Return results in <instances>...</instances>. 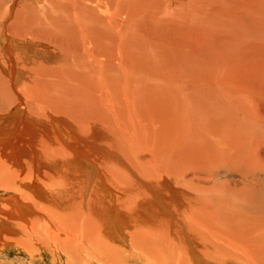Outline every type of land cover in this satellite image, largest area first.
<instances>
[{
  "label": "bare ground",
  "instance_id": "obj_1",
  "mask_svg": "<svg viewBox=\"0 0 264 264\" xmlns=\"http://www.w3.org/2000/svg\"><path fill=\"white\" fill-rule=\"evenodd\" d=\"M17 1L18 0H13L11 5H8L9 12L8 14L3 13L6 15L3 16L0 21V87L3 86L2 90H0V97L4 98L10 95L9 103H14L13 107L11 109L9 108L8 111L5 108H0V172L5 175L3 179L6 180L7 187L12 189L11 193L8 194V198H5L3 201V203L6 204H3V208H0V248H7V250L11 248L12 244L8 242L7 237L6 239L4 238V235L10 236L11 233H16L20 230L23 231V227L32 228V231L35 232L33 233L30 231L32 236H37L38 239L41 238L40 232L41 230L44 231L45 227L47 228V223L49 222H45L47 226L43 225V229L39 231L40 219L35 218L34 213H37L41 218L46 216L48 218L47 211L49 210L47 209H50V206L47 209L45 208V206L47 207L48 205H51V207H53L52 210L55 211L54 204L56 202L53 206L51 203L45 205L47 204L45 202L48 199L47 197L50 199V196L55 194L56 191L59 190V187H63V185L66 184L67 179H62L63 177L57 172L58 170L55 171L57 173V177H55L51 172L56 167L51 168L48 165L53 166L51 160H55L57 156L61 157L62 155L65 161L63 159L59 161H64V163L69 162V164L72 163L71 165L75 164L76 166L80 164L84 169L87 168L88 172L90 171L91 176L94 178V180L92 179L93 187L90 188L92 190L94 189L96 196H98L102 204V211H100V216L98 218L100 219L99 228L104 224L101 229H104V233L108 235L107 237H110L117 243L120 242L123 238L122 236H125L123 234L124 230L127 228L131 231L129 221L126 219V214L133 208H128L126 205L127 202L124 195L127 194V192L124 194L125 189H123L124 184L122 181V170L125 167L124 165H126L125 168H130V170H132L133 167L128 166V155L125 152L128 148V150H131L132 154L131 152L127 153L135 159L134 166H136L137 170L141 171V174L138 175L140 176L139 180L136 181V178L134 179V182H137H135L136 184L141 183L136 187L139 188V186H143V188H141V193L145 195L149 194L152 197L151 203H155V205H151L152 208H147V211L150 210L151 214L158 216L157 218H159V215L163 216L166 212L172 213V218L178 221L176 224L181 225V229L179 225L177 226L179 227L178 230L180 229L177 233V230H172L178 235L176 239L172 236L173 240L170 237L166 238V234H164L165 238H162L161 243L166 242L163 246L165 251L168 250L173 252V255L174 252L177 251L180 256H184L183 261L186 260L184 262L188 264H204L205 261L209 264H220L218 259V257H220L219 255L221 253H224L225 256L227 255L226 252H222L220 247L225 246L228 251H232V253L235 254L234 256L238 255L239 258H243L247 264H264V229L259 230L260 225L256 220L257 218H253L249 215V211H251L258 216L257 212H254L255 209L251 208V203L252 205H256L254 202L258 204L263 202L264 194L260 193L261 189L256 187L253 188L252 192H249L245 190L247 189L245 186H241L242 190H244L243 193H240V191H242L240 189L234 190V188H229L230 186L227 188L225 185L221 186V183L219 184L221 181H219L220 175H223L222 170L226 169V167H234L237 169V166L240 165L238 161L240 158L238 159L236 155L232 156L228 153L235 152L236 150L233 151L235 146L233 147L231 143L226 141H221L219 136H217V138L219 137L220 141L217 140V142L213 144V148L212 143H210L211 147H209L210 144H208L209 142L207 141L209 136L206 135H209L211 130L207 133L208 128L207 130L203 128L210 127L212 124L210 123V119H213L215 116L207 117V114V116H203V120L205 121L201 122V120L199 121L198 117H196L198 114H191L192 111L191 108H189L190 106L176 108L167 105L168 103H164L165 106L162 104L158 106V104L155 103L156 100L154 95L147 92L145 93L146 90L138 86L131 88L130 95L132 98H130L128 105L125 106L128 112L132 114L130 115L136 120L131 121V119H129L131 129L125 134L123 133V128L126 126H123L122 123L124 121L116 120V124H114L115 122L110 119V114L112 112L107 103L108 100H111L110 97V99L107 100L111 90L107 85V81H109L108 76L112 70L110 69L112 68L110 64L114 62L115 59L117 61L120 59L121 63L127 62L124 58L126 56H123L122 46L126 39H128L127 35L129 31L134 29L133 31H136V33L144 32L140 38L143 37L144 40H147V43L152 46L153 50L156 53L159 52L158 54L160 55L162 51L157 52L156 48L158 39L155 38L152 42L150 38H147L149 35H146L145 30L148 29V27H155L157 29V27L163 26L172 27L184 25L186 23L199 25L204 21L215 22L222 20L221 18L216 20L213 16V10H218L216 2L219 0H27L25 4L21 5L23 10L20 9L19 11L17 8L18 12H16L14 7H17V5H15L19 2ZM2 2L1 3L4 4V0ZM220 2L228 6V9L229 7L233 8L235 6L242 7V14L239 11L242 17L245 16L244 13H247V17L250 16L248 17L249 20L254 19L255 27L264 29V14L260 13L263 9L262 6H264V0H258L257 9L255 8L256 13L254 12V7H251V0L247 1V6H244L241 3L242 1L237 3V0H220ZM235 3L239 5L242 4L243 6L234 5ZM44 5L48 6L50 9ZM228 9H226V12ZM22 11L24 12L22 13ZM220 11H218V13ZM215 13H217V11H215ZM232 15H234V18L230 16L229 19L231 20L229 24L232 25H230V31L233 36L238 33L237 38L240 41L241 37H245L241 35L239 21L244 24L245 20L239 18L237 13ZM235 17H237L239 21H235ZM225 18L227 17L225 16L222 22ZM246 29L248 30V28ZM254 32L251 34H254ZM254 35L256 36L257 32ZM261 36L260 34V39ZM246 39L247 38H245V40ZM255 39L257 40L258 38L256 37ZM231 40L232 43L235 42V40L234 42L233 39ZM29 41H32L30 45H33V41L39 43L34 44L40 46L39 54L44 59L43 61H37L39 60L37 59L39 56L33 58V55L36 56L37 54L29 49ZM261 43L264 44L262 39ZM261 43H259L260 45L257 49H263L264 46H262ZM243 44L244 43H241L240 46ZM246 44L248 45V43L245 42V45L242 47L246 46ZM254 45L252 48L257 47ZM234 47L235 49H239L237 46ZM35 48H32V50L36 51L34 50ZM245 49L247 50V48ZM38 52L39 51H37V53ZM151 52L152 53L146 54L139 59L138 63H140V65L144 64L145 67L148 68V71L156 72L158 69L147 65L149 61L158 62V60H156L158 58L157 54L153 51ZM251 52L253 53V49ZM231 53L232 52H230V54ZM262 53L264 55V49L261 51V54ZM58 56H60V58L56 63L55 61H51V59H58ZM173 56L176 55L173 54ZM235 58H239L238 54L235 55ZM35 59L37 60L35 61ZM262 59L264 60L263 57ZM73 61H82V64H89L91 70L88 71L84 68L89 74L86 75L85 72H79L77 68L71 69L70 65ZM131 62L133 63V60ZM244 64L247 66V63L244 62ZM179 66L181 65L177 67ZM225 66L223 65L224 68ZM128 68L127 66V69ZM171 68L176 69L174 65ZM179 68L181 70L183 68L184 71L195 70V67L191 68L190 66H185V68L182 66ZM121 71L122 70H120V72ZM153 75L155 74L153 73ZM110 76L112 75L110 74ZM223 76L225 77V75ZM114 77L117 78V76ZM91 78L94 82L93 85H95L93 88L91 86ZM19 80H21V83H19ZM133 85L131 87H134ZM10 87H12V89L9 90ZM121 93H123V91ZM11 94L13 97H11ZM126 94L127 93H125V95ZM145 97L149 99L154 98V102L143 101L146 105L141 106L139 104L140 100L137 98L143 99ZM1 105L5 106L4 101H2ZM116 110L117 108L112 111L114 112ZM181 111L185 114L183 115ZM217 117L220 118L219 116ZM135 125L136 127H134ZM133 127L135 131L132 129ZM225 144H227V146L222 148V145ZM211 148L214 154H210ZM215 152L217 154H221L220 152H222L227 157H232V160L226 158L233 166H229L225 161L224 164L222 161H216L217 156L215 155L217 154ZM209 154L210 156H215V158L213 156L215 161L211 157L209 158ZM45 156L47 159L44 158ZM123 157H127V159ZM217 158L219 159V157ZM124 159L126 160L124 161ZM208 159H212V162ZM79 160L88 161L90 166ZM215 162H219L220 164ZM243 163L248 162H241V164ZM207 166H210L209 171H206ZM252 167H250V169H252ZM69 168L72 169L71 167ZM70 169H68V172ZM261 169L262 168H257L253 170L251 174L254 173V175H257L258 172L262 174ZM240 171L244 172L243 170ZM59 172L62 173L61 171ZM192 173L195 177L189 179L188 176ZM201 175H207L209 178L207 179V176L201 177ZM85 178L86 180L89 179V177ZM126 179L123 180L127 181ZM43 180L49 181V184L45 185ZM90 183L89 181V184ZM86 185L88 186V183ZM89 186H91V184ZM24 189L32 192L30 196V199L31 197L32 199L29 204L23 201L19 194ZM60 190L59 192H62ZM5 195H7V193L1 195V198H4ZM28 195H30V193ZM139 196L142 195L139 194L138 197ZM230 198H232V200ZM142 199H144V201L142 200L144 203L142 207L146 208V204H148L146 198L143 196ZM228 199H230V202ZM148 202H150V200ZM43 204L45 206H43ZM40 205L45 209L43 208L41 210ZM136 205L140 207L139 204ZM255 207L253 206V208ZM256 210L262 209L259 208ZM42 211L45 212L43 214L44 217L41 215ZM64 211H66V209H64ZM46 213L47 215L45 216ZM62 214L64 215V213ZM263 215L264 212L260 217H263ZM142 217L144 218V216ZM143 218L142 220H144ZM169 219L171 218L169 217ZM48 220L49 219H47V221ZM130 222L131 224L133 223L132 221ZM174 223L175 222H173V224ZM262 223H264V219L261 224ZM173 224L169 226L173 227ZM262 226L264 225L262 224ZM251 228L253 229L252 232H255V234L247 237V230L250 229L251 231ZM144 229L145 228H143V230ZM260 231L261 233L263 232L261 234L262 237L259 234ZM233 232L237 237H240L243 243L239 242L236 245L232 242L225 241L226 239H224V241L220 239L222 235L230 236ZM246 239L249 244L246 242ZM169 240L170 244L174 246V251L172 250L173 248H170L171 245H167ZM113 243L114 242H111V244ZM208 243L211 246H206ZM199 248H204V250ZM209 248L212 250H208ZM197 249H199L198 253ZM176 256L178 255L175 254V257ZM178 259L180 260L181 258ZM181 261L182 259L180 262Z\"/></svg>",
  "mask_w": 264,
  "mask_h": 264
},
{
  "label": "rangeland",
  "instance_id": "obj_2",
  "mask_svg": "<svg viewBox=\"0 0 264 264\" xmlns=\"http://www.w3.org/2000/svg\"><path fill=\"white\" fill-rule=\"evenodd\" d=\"M2 1L3 0H1V2ZM18 1H17L18 3L16 2L17 4H15V5H17V7H14L16 12H18L17 11L18 9H19V11H20V9L23 10L21 5L25 4V2H27V0H23V1L18 0ZM225 1H227V0H225ZM239 1L240 2L242 1L241 3L244 6H247L246 4H247L248 0H239ZM239 1L237 0V3H239ZM11 2H13V0H6V1L4 0L5 6H4V4H2L3 2L0 4V9H1L0 10V12H1L0 21L2 20L3 16L8 14V12H9L8 5L10 6ZM251 2H252L251 7H254V12H255L256 11L255 8L257 9V6H258V0H251ZM237 3H235L234 5H236ZM223 4L224 3H221L220 0L216 2V6L218 5L217 6L218 10H213V12H214L213 16L215 17L216 20H218L219 18H221L223 20V18L226 16L227 18L224 19L225 22L224 21L222 22V20H218L215 22L204 21L202 23L203 25L202 24L198 25V24L186 23L184 25H176V26H172V27H170V26L157 27V29L159 31L155 27H150V28L148 27V29L145 30L146 35H149V36H147V38H150V40L152 42H153V39H155V38L158 39V41L156 43V48H157V52L162 51L160 55L158 54L159 52L156 53L153 50L152 46L149 43H147L148 42L147 40H144L143 37L140 38V36L144 32L143 33H136V31H133L134 29H132L131 31L128 32V35H127L128 39H126V41L123 44V46L124 45L125 46L124 47L122 46V50H123V54H124L123 56H126L124 58L126 59L125 61H127V62L121 63L120 59H119V61H117L115 59L114 62H111V64H110L112 67V68H110V69H112L110 71V74L112 76H110V74H109V76H108L109 81H107V85H108L109 89H111L109 96L107 98V100L110 98H111V100L110 101L108 100L107 103L109 105V109L111 108V112L113 113V115H112V113L110 114L111 115L110 119L115 122V123L113 122L114 124H116V120L124 121V122H122L123 126H126L127 129H126V127L123 128V130H124L123 133L127 134L128 130L131 129L129 119H131V121H136V120L133 116H131L132 114L128 112V109L125 106L128 105L130 98H132L130 95L131 88H135L138 86H139V88L142 87L143 89H145L146 90L145 93L147 92V93H151L152 95H154L155 100H156L155 103H157L158 106H161V104L164 105V103L165 104L168 103L167 105L174 106L176 108H182L183 106H188V107L190 106L189 108H191V111H192L191 114H193V113H194V115L198 114V115H196V117H198V120L199 121L201 120V122L205 121V120H203V116H207V114H208L207 117L215 116L213 119H210V123H212L210 125V127H206V128L202 127L203 129H206V130L208 128L207 133L211 130L209 132V135H206V136H209L207 138V141L209 142L208 144L212 143V148H213V144L216 143L217 140L220 141V139H221V141H226L228 143H231L233 147L235 146L233 148V151H235V150L240 151V152L235 151L233 153L228 152V153H230V155H232V156L236 155V157L238 159L240 158V160H238L240 163V165H239L240 167L237 166V169L234 167L233 168L226 167V169H223L222 170L223 175H220L219 181L220 180L221 181L219 182V184L221 183L220 184L221 186L225 185V187H227V188L230 186L229 188H234V190H237V189L242 190L241 186H245V188H247L245 190L249 191V192H252L253 188L256 187V188H260L261 189L260 193L264 194V60L262 59V57L264 58V55H263V53L261 54V51H263L264 47L262 50L257 49L260 45L259 43H261V39L264 41V32H263L264 29L255 27L254 19L249 20L248 17H250V16L247 17V15H246L247 13H244L245 16L242 17V15H241L242 14L241 11L243 10L242 7L240 8V7L235 6L236 8L235 7H233V8L229 7V9H228V6L223 5ZM227 4H229V3H227ZM237 5H239V4H237ZM241 5H239V6H241ZM45 7H48V6H45ZM223 7H225V8H223ZM42 8H44V7H42ZM231 8H232L233 12L231 11ZM262 8L263 9L260 13L264 14V6H262ZM226 9H228L227 12H226ZM234 9H236V10H234ZM222 10H223V12H222ZM215 11H217V13H215ZM218 11H220V12L218 13ZM239 11L241 14L239 13ZM23 12L24 11H22V13ZM251 12H253V11H251ZM3 13H6V14H3ZM234 13L235 14L237 13V15H239L238 16L239 18H243L245 20V23L247 22L246 24L245 23L243 24L242 22H240L237 19V17H235V21L238 20L240 23L239 28L241 30V35H243L245 38H247L246 39L247 41L245 40V38H242V37L239 41V39L237 38L238 33L235 36H233L231 31H230L231 30L230 27L232 25L229 24L231 22V20H229V19H230V16H233L232 18H234V15H232ZM216 15H217V17H216ZM234 28H236V27H234ZM239 28H237V29H239ZM246 28H248V30ZM252 28L255 30V32ZM0 29H1V22H0ZM149 31H150V34H149ZM253 32H254V34H256V32H257V35L255 36L254 34H251ZM249 34H251V35H249ZM260 34L262 35L261 39L259 37ZM256 37L258 38L257 40H260V41H257L255 39ZM236 38L238 39V41ZM231 39H233V42L235 40V42L232 43ZM29 42L30 43H28V46L31 47V48L29 47V49L32 52H35L37 54L36 56L33 55V58H37L39 56V58H37L39 60L35 59V61L36 60L37 61H41V60L43 61L44 59L39 54L40 53V46L39 45L37 46L36 44H34V43H37L35 41H33V45H30V44H32V41H29ZM236 42H239V43H236ZM245 42L248 43V45L246 44V46H244L245 48H247V50L244 47H242L243 45H245ZM241 43H244V44L242 46H240ZM37 44H39V43H37ZM253 45L256 48H252ZM261 45L264 46V44H262V43H261ZM234 46H237V48L239 46L240 47H239V49H235ZM32 48H35L34 50H36V51H33ZM252 49H253V53L251 52ZM254 49H255V52H254ZM240 50L242 51V53ZM37 51H39V52L37 53ZM140 51H141V53H140ZM151 51H153L157 54L158 58L156 60H158V62L157 61H155V62L149 61V62H147L148 64L147 63L146 64L155 68V69H158V71H156V72L155 71H148L147 70L148 68H146L144 64L141 63L142 65H140V63H138L139 59L144 57V55H146V54L152 53ZM230 52H232V53L230 54ZM234 52L236 54H238L239 58L240 57H242V58L236 59L237 57L235 58L236 54ZM244 52H246V53H244ZM228 53H229V55H228ZM173 54L176 56H173ZM170 55H172V56H170ZM261 55H262V57H261ZM221 56H222L223 60L221 59ZM131 57H133V58H131ZM59 58H60V56H58V59H51V61H55V63H56L59 60ZM47 59H49V58H47ZM131 59L133 60V63L131 62L132 61ZM142 60H144V59H142ZM222 61H223V63H222ZM244 62L247 63V66L244 64ZM134 63L135 64L138 63V64L135 65ZM173 63H175V64H173ZM224 63H226V64H224ZM161 64H162V66H161ZM132 65H134V66H132ZM173 65L176 67V69L171 68ZM178 65H181L179 67L184 66V68H185V66H190L191 68L195 67V70L184 71L183 68L181 70L179 67H177ZM223 65L224 66L226 65L225 68L223 67ZM127 66L129 67L128 69H127ZM70 67H71V69L77 68V70L79 72H85L86 75H88L89 73L86 70H84V68L87 69L88 71L91 70L90 65L86 64V63L82 64V61H76V62L73 61V62H71ZM134 67H136V68H134ZM138 67H140V68H138ZM120 68H123V69H120ZM116 70H117V72H116ZM120 70H122V71L120 72ZM230 70H232V71H230ZM218 72H220V73H218ZM153 73L155 75H153ZM158 73H160V74H158ZM241 73H244V74H241ZM213 75H215V76H213ZM218 75H220V76H218ZM223 75H225V77ZM114 76H117V78ZM123 76H124V78H123ZM139 76H141V77H139ZM126 79H127V82H126ZM91 80H92V78H91ZM132 82L134 85L132 84ZM19 83H21V80H19ZM93 84H94V82L92 80L91 81L92 88L95 86ZM131 84L134 87H131L132 86ZM135 85H137V86H135ZM2 88H3V86L0 87V90H2ZM10 89H12V87H10L9 90ZM122 91H123V93H121ZM125 93H127V94L125 95ZM242 95H244V96H242ZM95 96H97V95H95ZM11 97H13L12 94H11ZM164 97H166V98H164ZM2 98L3 97H0V106H1L0 108H5L8 111L9 108L11 109L13 107L14 103L13 102L9 103L10 95L4 97L3 98L4 100ZM137 99L140 100L139 104L141 106L146 105L143 101L154 102V100H153L154 98L149 99V98L145 97V98H143L144 100L142 98H137ZM232 100H234V101H232ZM2 101H4L5 106L1 105ZM6 101H7V103H6ZM119 102H121V103H119ZM113 107H114V109H113ZM115 108H117V110L113 112L112 110H115ZM121 108H123V109H121ZM126 109H127V112H126ZM181 113H182V111H181ZM224 113H226V114H224ZM182 114L184 115L185 113L183 112ZM218 114H220V115H218ZM118 116H119V118H118ZM175 116H176V112H175ZM217 116H219L220 118H218ZM122 117H124V118H122ZM224 117H225V119H224ZM234 117H235V119H234ZM114 118H116V119H114ZM214 123H216V124H214ZM196 124H198V123H196ZM136 125L134 127H136ZM134 127L132 128L133 130H134ZM215 132H217V133H215ZM212 135H214V136H212ZM217 136H219L220 139H219V137L217 138ZM222 139H224V140H222ZM231 139H233V140H231ZM225 146H227V144L222 145V148H224ZM209 147H211V144L209 145ZM212 148H211V150L209 149L211 152L210 154H214L212 152ZM213 151H214V149H213ZM125 152L128 155V156L126 155L128 157V162H129L128 166H133L132 170H130V168H125L126 165H124L125 167L122 170V178L124 180L126 178H128V179H126L127 181H124L122 179L123 184L125 185V186L123 185V189H125L124 194L127 192V194L124 195L126 197V202H127L126 205L128 208L133 207L132 210L126 214V219L129 221V226L131 227V231H129L126 228V230H124V232H123V234L125 236H122V237L126 238V239L122 238L121 239L122 242L120 241L117 243L115 240L111 239L110 237H107L108 235L104 233V229H101V228H103L104 224H102V227L99 228L100 227V224H99L100 219H98V218L100 216V211H102V209H101L102 204H101V200H99L98 196H96L94 189L92 190L90 188V187H93L92 179L94 180V178L91 176L90 171L88 172L87 171L88 169L87 168L84 169V167H82L80 164H79V166H76L75 164L71 165L72 163L69 164V162L64 163L65 159H63L64 157L61 154L62 155L61 157L57 156V158H55V160L54 159L51 160V164L53 166H50V165H48V166L51 168L56 167V168H54V170L51 173H53L55 175V177H57V173L55 171L58 170L57 172L60 175H62V177H63V178L62 177L61 178L67 179L68 183L66 181V184L63 185V187H59V190L62 189V190H60L62 192H59V190H57L55 194L50 196V199L46 195V197L48 199L46 200L45 203H47V204H45V205H48L51 203L53 206V204L56 202L54 204L55 211L52 210L53 207H51V205H48L46 207L43 204V206H45L46 209L49 208V206H50V209H47V210H49V211H47L48 212V218L46 216L47 213L45 214L46 217L43 216V214L46 212V210H45V212L42 211V214H41L42 217H44V218H41V216H39L37 213H34L35 218L40 219L39 231H40V229H43L42 228L43 225L47 226V224H48L49 227L48 226H47V228L45 227L44 231L41 230L40 236L42 239L41 238L38 239L37 236H35V237L32 236L30 231L35 233L34 231H32V228H24V227H23V231H21V230L19 231V229H18L19 232L11 233L10 236L4 235V238L6 239V237H7V240L10 244H12V247L8 248V250H7V248L6 249L0 248V264H173V263L174 264H184L185 263L184 261H186V260L183 261V259H184L183 255H181V256H183V257H181L177 251L176 252L178 254L176 252H174V255H173V252H170L168 250L165 251L163 246L166 244V242L161 243L162 238H165L164 234H166V238H168V237L172 238L173 237L174 239H176V236H178V235H176V233L178 231H180L181 225L178 224L180 227V229L178 230L179 227H177L178 225L176 224V222H178V221L176 219L172 218L173 217L172 213L166 212L163 214V216L159 215V218H157L158 216H154L153 214H151L150 210L147 211V208L148 209L152 208L151 205L152 204L155 205V203L154 202L151 203L152 197L149 194L145 195V194L141 193L142 192L141 188H143V186H139V188H137L138 185L141 184V183L136 184L137 183L136 181H138L140 178V176H138V175L141 174V171L136 169V166H134V160L135 159L132 156H130V154H128L131 152V150H128V148H127ZM220 153L221 154H219V153L218 154L221 156H219L216 153L217 155H215V156L219 157V159L216 157V161L217 160L222 161L223 164L225 161L227 164H229V166L230 165L233 166L231 164V162L229 163V160H228V159H231L232 157H229V156L227 157L224 153H222V152H220ZM131 154H132V152H131ZM210 154H209V158L211 157L215 161V159H214L215 156L214 155L210 156ZM237 154L239 155V157ZM240 154H241V156H240ZM58 155H60V154H58ZM224 155H225V157H224ZM213 156H214V158H213ZM127 157H123V158L127 159ZM44 158L47 159L46 156ZM60 159H63L64 161L61 162V161H59ZM126 159H124V161ZM208 160L211 161L210 159H208ZM79 161H82V160H79ZM82 162L87 164L88 166H90V163L88 161H82ZM241 162H248V163L241 164ZM215 163L220 164L219 162H215ZM250 165H252L253 167ZM69 167H71L74 171L72 169H70ZM223 167H224V165H223ZM250 167H252V169H250ZM61 168H62V170H61ZM257 168H262L261 169L262 174H260L259 172L257 175H254V173L251 174L252 171L257 169ZM68 169H70L71 171L69 170V172H68ZM209 169H210V166H207L206 171H209ZM240 170H243L244 172H242ZM59 171H61L62 173H60ZM88 173H90V174H88ZM135 173L137 176L135 175ZM126 175H127V177H126ZM4 176L5 175L2 172H0V200H1L0 201V205H1L0 208H3L2 205L6 204V203H3V201L5 200V198H8V194H10L11 190H12V189H9L7 187V182L5 179H3ZM205 176H207V175H201V177H205ZM85 177H89V179L86 180ZM188 177H189V179H191L192 177H195V175L192 173V174H189ZM208 178L209 177L207 176V179ZM134 179L136 180L135 181L136 183L134 182ZM130 180H132V181H130ZM247 180L250 183L251 182H254V183L250 184ZM7 181L9 182L8 178H7ZM89 181L91 182L90 183L91 186H89L90 185ZM44 182H45V185L49 184V181L47 182V181L43 180V183ZM51 182H52V180H51ZM86 182L88 183L89 187L86 185L87 184ZM133 183H135V184H133ZM235 184H236V186H235ZM142 185H143V183H142ZM86 189L90 190V191H87ZM243 190L240 191V193H243ZM137 192H139V193L136 194ZM6 193H7V195H5L4 198H1V195L6 194ZM29 193H30V195H28ZM19 194L21 195V198L23 199V201H25L27 204H29L30 200L32 199V197L30 199L32 192L24 189ZM61 194H63V195H61ZM135 194L137 197L135 196ZM139 194L142 196L138 197ZM250 194H252V193H250ZM143 196L146 198V201L148 203V204H146L148 206V207L146 206V208L142 207L144 204L142 202V200L144 201V199H142ZM92 197L95 200H93ZM136 198H138L139 200ZM130 199H132L133 202ZM140 199H141V201H140ZM230 199L232 200V198H230ZM230 199H228L229 202H230ZM149 200H150V202H148ZM48 201H49V203H48ZM52 201H53V203H52ZM129 201L131 202V204L133 203L132 206H131ZM254 203L256 205H254V204L252 205V203H251V208L255 209L254 212H257L258 216L253 214L251 211H249V213H250L249 215L253 218H257L256 220L260 225L259 230H262V229H264V226H262V224L264 225V223L261 224V222L264 219V215H263V217H260V216L264 212V201L259 203V204L257 202H254ZM136 204H139L140 207H138ZM40 206L39 207L42 210L44 207L42 205H40ZM253 206L254 207L256 206V207L253 208ZM22 208H24V207H22ZM259 208L262 210H256ZM64 209H66L67 213H66V211H64ZM58 210H59V212H58ZM50 211H51V213H50ZM40 213H41V211H40ZM62 213H64V215ZM169 214H170V216H169ZM141 215L144 216V218ZM135 216H137L138 218ZM130 217H131V219H130ZM141 217L144 220H142ZM169 217L171 219H169ZM47 219H49V220L47 221ZM65 219H66V221H65ZM130 221H132L133 223L131 224ZM45 222H49V223L46 224ZM173 222H175V223L173 224ZM136 223H137V225H136ZM171 223L174 225L173 227L169 226V225H172ZM134 226H135V228H134ZM175 227H177V228H175ZM251 227H252V224H251ZM143 228H145V229L143 230ZM172 230L173 231L177 230V231L175 233ZM252 230H253L252 228H251V231H250V229L247 230V237L248 236L250 237V236L255 234V232H252ZM144 231L146 232V234ZM171 232L173 234L174 233L175 234L173 235ZM263 232H264V230H263ZM262 233H261V231L259 232L260 236ZM232 235H233V237H232ZM227 236H228V238H227ZM8 237H10V238H8ZM173 238H172V240H173ZM220 239L223 241H224V239H226L225 241L232 242L236 245L239 242H242L240 240V237H237L236 234H234V232H233V234H230V236L229 235H224V236L222 235V237H220ZM111 242H114V243L111 244ZM246 242H247V239H246ZM16 244H17V246H16ZM167 245H171L170 248L171 249L173 248L172 250L174 251V246L172 244H170V240L167 242ZM167 245H166V247H167ZM206 246H211V245L208 243ZM220 248H221L222 252L224 251L227 254L226 256L224 253H221L219 255L220 257H218V259H219L220 264H236L237 262L240 264H247V262H245L243 258H242L243 259V261H242V259L239 258L238 255L234 256L235 254H233L232 251H228L227 247L222 246ZM199 249L204 250V248H199ZM199 249H197V253H198ZM208 250L211 251L212 249L209 248ZM169 254H171V255H169ZM175 254L178 256L175 257ZM177 257L181 258L182 261L180 262L181 259L179 260ZM230 259H232L234 262ZM239 259H241V260H239ZM185 264H188V263H185ZM204 264H209V263H207L205 261ZM248 264H250V263H248Z\"/></svg>",
  "mask_w": 264,
  "mask_h": 264
}]
</instances>
